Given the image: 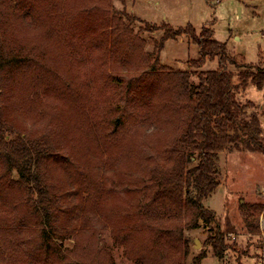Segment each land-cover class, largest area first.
Masks as SVG:
<instances>
[{
  "label": "trees",
  "instance_id": "16d2710c",
  "mask_svg": "<svg viewBox=\"0 0 264 264\" xmlns=\"http://www.w3.org/2000/svg\"><path fill=\"white\" fill-rule=\"evenodd\" d=\"M14 3L10 19L0 21L10 32L18 24L28 31L35 27L38 35L32 56L21 55L4 39L0 24V262L114 264L96 228H89L87 218L98 214L107 218L115 246L124 248L132 264H186L188 233L201 224L208 228L204 247L222 262L232 250L228 237L237 230L202 202L220 185V154L239 145L264 154L259 121L248 114L252 103L236 99L249 85L264 89V65L240 66L210 29L196 34L191 26L142 22L152 33L162 31L158 52L182 36L198 48L199 58L187 63L192 71H172L144 52L145 42L133 28L139 20L114 13L112 0ZM94 51L101 83L119 85L120 94L143 111L130 117L131 134L119 118L92 121L98 109L74 57ZM214 62L216 70H202ZM118 67L126 74H111ZM41 89L63 105L56 134L28 133L6 116L8 104L23 93L31 95L27 102L35 110ZM107 165L116 181L107 179ZM107 181L116 189H107ZM240 208L264 219L263 205ZM244 229L258 236L257 218L255 224L245 218ZM206 256L202 249L190 264Z\"/></svg>",
  "mask_w": 264,
  "mask_h": 264
},
{
  "label": "rangeland",
  "instance_id": "374dc122",
  "mask_svg": "<svg viewBox=\"0 0 264 264\" xmlns=\"http://www.w3.org/2000/svg\"><path fill=\"white\" fill-rule=\"evenodd\" d=\"M14 4V0H0V16L9 20L11 7ZM112 7L114 13L124 12L140 21L133 26L134 31L145 42L144 52L158 56V65L161 67L172 71H192L187 63L199 58L198 48L192 45L187 37L182 36L165 42L162 50L158 52L157 44L162 37V31L152 33L142 22L155 26L165 24L172 29L191 26L196 34H200L203 28L210 29L213 32V39L225 44L227 54L240 66L264 65V0H220L219 4H215L214 0H130L125 3L112 0ZM0 24L4 39L15 49H19L21 55L27 53L31 57L29 50L34 49L31 43L38 35L37 29L33 27L28 31L17 24L13 34L14 30L10 32L3 22L0 21ZM97 55L98 52L94 51L79 53L74 57L79 79L89 83L92 106L98 109L95 120L92 121L101 123L105 118L114 120L119 118L118 122H124L127 133L131 134L135 128L129 123L130 117L141 116L143 111L137 107L139 105L136 106L134 102H130V99L127 101L125 96L120 94L119 85L113 82L101 83L100 65L95 62ZM216 68L217 62H214L206 64L202 70L213 71ZM115 69L110 70L111 74L117 72L126 74L124 67ZM156 70L158 71V67ZM42 77L46 79L48 75L44 74ZM234 81L238 82L236 76ZM192 82L196 83L195 77L192 78ZM36 93L38 100L33 105L35 110H31L32 104L27 102L31 95L23 93L14 103L29 106L28 111L22 112L23 108H18L17 105L13 107L14 103L10 102L8 104L10 109L8 107L5 111L6 116L15 126L24 127L28 133L49 135L53 131V134H56L59 125L63 124L57 109H61L63 105L54 97L45 95L43 89L36 90ZM9 97H5V101ZM236 99L241 104L252 103L253 108L248 110V114H256L262 133L261 141L264 144V89L257 91L249 85L245 90L237 93ZM137 125L139 124H136V127ZM106 167H109L108 172H110L107 179L112 178L116 181L117 176L112 173V168L108 165ZM217 173L220 185L202 204L204 208L212 211L222 224L225 217L230 219L237 230L235 235L228 237L232 250L226 253L222 262L215 259L210 249L204 247L208 228L201 224L197 230L188 233L191 243L186 264H190L192 258L202 249L207 252V256L201 264H263V216L257 217L255 213H249L246 208L240 206H264V154L250 153L240 145L238 148L232 147L219 155ZM106 188H110V191L116 189L108 181ZM245 218L252 219L254 224L257 218L260 231L258 236L247 234L244 229ZM87 220L90 224L89 228L92 230L96 228L98 231L100 243L111 251L114 264H132L123 257L124 248L115 246L111 235L112 227L104 215L98 214L95 219L88 217ZM0 264L6 263L1 261Z\"/></svg>",
  "mask_w": 264,
  "mask_h": 264
},
{
  "label": "built area",
  "instance_id": "2783aa9c",
  "mask_svg": "<svg viewBox=\"0 0 264 264\" xmlns=\"http://www.w3.org/2000/svg\"><path fill=\"white\" fill-rule=\"evenodd\" d=\"M215 1V4H219L220 3V0H214Z\"/></svg>",
  "mask_w": 264,
  "mask_h": 264
},
{
  "label": "water",
  "instance_id": "95a60500",
  "mask_svg": "<svg viewBox=\"0 0 264 264\" xmlns=\"http://www.w3.org/2000/svg\"><path fill=\"white\" fill-rule=\"evenodd\" d=\"M197 245V243H195Z\"/></svg>",
  "mask_w": 264,
  "mask_h": 264
}]
</instances>
